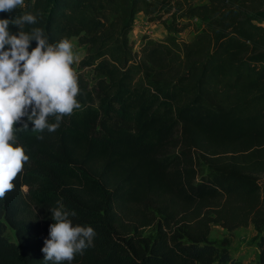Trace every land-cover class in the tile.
Instances as JSON below:
<instances>
[{
	"label": "trees",
	"instance_id": "obj_1",
	"mask_svg": "<svg viewBox=\"0 0 264 264\" xmlns=\"http://www.w3.org/2000/svg\"><path fill=\"white\" fill-rule=\"evenodd\" d=\"M198 1L25 0L0 12H31L25 32L84 47L72 65L81 107L55 132L29 122L16 133L29 160L0 200V264H45L57 201L96 232L62 264H241L209 234L248 225L264 264V0ZM138 14L166 36L135 52Z\"/></svg>",
	"mask_w": 264,
	"mask_h": 264
},
{
	"label": "clouds",
	"instance_id": "obj_2",
	"mask_svg": "<svg viewBox=\"0 0 264 264\" xmlns=\"http://www.w3.org/2000/svg\"><path fill=\"white\" fill-rule=\"evenodd\" d=\"M18 7H25V0H0V12L10 14ZM36 23L37 16L31 12L0 19V200L14 189V181L29 160L17 144L16 133L27 131L29 122L32 131L55 132L64 116L81 107L76 99L80 88L72 67L76 57L71 40L62 38L53 44L40 28L30 33L23 30L26 24ZM10 25L19 31L11 34ZM32 41L36 46L29 51ZM49 117H55V123H49ZM17 124L21 127L16 128ZM57 205L49 209L55 222L41 249L45 264L71 262L93 246L96 236L90 226H74L71 217L75 213L60 201Z\"/></svg>",
	"mask_w": 264,
	"mask_h": 264
},
{
	"label": "rangeland",
	"instance_id": "obj_3",
	"mask_svg": "<svg viewBox=\"0 0 264 264\" xmlns=\"http://www.w3.org/2000/svg\"><path fill=\"white\" fill-rule=\"evenodd\" d=\"M193 1L196 4L199 3L198 0ZM199 29V25L196 22H193L192 26L177 35V38L188 40ZM165 36L166 32L160 24L151 23L144 15L138 14L135 18V23L133 30L129 35V39L133 45L134 51L138 52L145 40L161 41ZM71 42L76 57L75 62H78L84 56V47L79 46L76 39H71ZM150 231V229H146L144 232L150 233ZM7 235L9 238L14 239L12 231L8 230ZM256 238V232L251 225L237 228L232 233L227 232L219 226H212L209 234V241L213 244L218 246L221 243H227L226 247L233 258L240 261L241 264H256Z\"/></svg>",
	"mask_w": 264,
	"mask_h": 264
}]
</instances>
